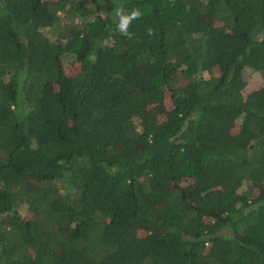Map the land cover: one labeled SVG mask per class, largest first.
Instances as JSON below:
<instances>
[{
    "label": "trees",
    "instance_id": "obj_1",
    "mask_svg": "<svg viewBox=\"0 0 264 264\" xmlns=\"http://www.w3.org/2000/svg\"><path fill=\"white\" fill-rule=\"evenodd\" d=\"M0 264H264V0H0Z\"/></svg>",
    "mask_w": 264,
    "mask_h": 264
},
{
    "label": "clouds",
    "instance_id": "obj_2",
    "mask_svg": "<svg viewBox=\"0 0 264 264\" xmlns=\"http://www.w3.org/2000/svg\"><path fill=\"white\" fill-rule=\"evenodd\" d=\"M116 17L118 18L117 30L120 34L125 36H131L128 32V28L135 19L141 17V12L138 9H133L130 13H126L122 7L118 8L115 12Z\"/></svg>",
    "mask_w": 264,
    "mask_h": 264
},
{
    "label": "rangeland",
    "instance_id": "obj_3",
    "mask_svg": "<svg viewBox=\"0 0 264 264\" xmlns=\"http://www.w3.org/2000/svg\"><path fill=\"white\" fill-rule=\"evenodd\" d=\"M76 69L77 68L74 67L73 69H69L68 72L74 73L76 71ZM262 83H263V81H262V79H261L259 74L251 73L249 75V78H248V81H247V85L245 87V92L250 91V90H252L254 88H257ZM166 105H167L168 108L171 107V101H170L169 96H167V98H166ZM147 112H152V110H148ZM156 114H157V116H159V119H163L164 118V114L163 113L157 112ZM243 189H244V187H243Z\"/></svg>",
    "mask_w": 264,
    "mask_h": 264
}]
</instances>
